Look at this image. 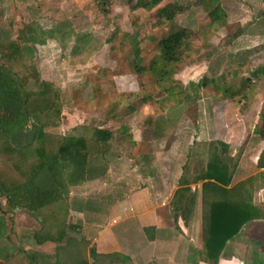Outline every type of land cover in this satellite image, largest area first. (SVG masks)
Instances as JSON below:
<instances>
[{
  "label": "rangeland",
  "instance_id": "1",
  "mask_svg": "<svg viewBox=\"0 0 264 264\" xmlns=\"http://www.w3.org/2000/svg\"><path fill=\"white\" fill-rule=\"evenodd\" d=\"M130 1L110 0L108 12L101 13L95 0H0V33L14 41L19 30L26 29L24 55L33 59L41 80L51 82L65 97L61 120L47 128L49 132L92 136L98 128L116 131L121 134L116 145L120 157L146 152L144 145L133 146L135 139L137 143L151 141L157 170H163L159 172L160 180L167 168L170 176L180 170L191 143L201 138L198 123L203 108L210 118L215 112L217 119L226 118V125L236 130L239 122L234 108L240 112L256 108L254 115L260 123L258 103L264 99V0H220L226 13L225 26L199 36L195 56L179 63L170 80L161 85L151 75L134 73V48L140 64L147 66L158 53V41L167 29L155 26L153 11L132 10ZM176 1L189 4L188 0ZM208 22L202 8L191 6L174 19L177 26L198 31ZM28 28L41 32L38 36L44 43L28 42ZM257 67L261 73L257 72L255 78L251 71ZM201 80L204 85L191 88ZM32 86L31 83L29 87ZM179 89L186 91L188 98L178 96ZM216 92L228 93L233 99L223 94L221 98H210ZM122 93L136 96L113 107ZM242 119L240 123L247 132L250 122L243 115ZM106 157L107 163H99L98 168L95 165L93 171L105 169L103 175H107L116 158ZM133 163L132 157L130 164ZM171 180L169 186L174 187L175 178Z\"/></svg>",
  "mask_w": 264,
  "mask_h": 264
},
{
  "label": "trees",
  "instance_id": "2",
  "mask_svg": "<svg viewBox=\"0 0 264 264\" xmlns=\"http://www.w3.org/2000/svg\"><path fill=\"white\" fill-rule=\"evenodd\" d=\"M95 2L101 13L108 12L110 0ZM188 3L176 0L130 1L132 10L153 11L155 26L167 29L158 41V53L147 66L140 64L138 50L134 48L135 74L151 75L160 85L169 81L179 63L195 56L194 45L199 36L225 26L226 13L220 0H188ZM188 6L200 7L206 14L209 22L202 30L174 23V19L185 13ZM28 30V42L32 45L44 43L39 39L41 32ZM25 31L20 29L14 41L0 33V194L7 196L12 207H25L41 217L43 225L34 234L36 242L60 241L68 229L69 204L65 199L68 187L79 185L90 177L96 178L99 170L93 171L94 168L89 167L91 160L104 159L108 155L119 158L121 155L116 145L121 134L98 128L93 130L92 136H63L47 130L61 120L66 101L51 82L41 80L33 59L24 55ZM259 67L251 71L255 78L258 77L255 75L257 72L261 73ZM31 83L33 86L29 87ZM202 85L203 80L191 88L198 89ZM179 91L178 96L188 98L184 95L186 91ZM118 95L113 107L121 106L136 96L132 93ZM181 102L182 98L177 100V104ZM260 115L263 125L258 135L264 140V101ZM23 134L27 135L25 141L20 139ZM244 149L245 144L230 156L228 145L222 141L194 140L182 165L178 179L180 188L171 202L172 213L175 220L191 215L197 204V193L191 192L190 185L200 182L201 260L208 264L218 262L225 243L246 222L263 216L262 210L252 203L253 190L247 181L226 188L233 182ZM263 159L264 150L258 159L259 167H264ZM19 256L28 257L17 252L8 263L1 264L14 262ZM13 264H23V261Z\"/></svg>",
  "mask_w": 264,
  "mask_h": 264
},
{
  "label": "crops",
  "instance_id": "3",
  "mask_svg": "<svg viewBox=\"0 0 264 264\" xmlns=\"http://www.w3.org/2000/svg\"><path fill=\"white\" fill-rule=\"evenodd\" d=\"M222 94L216 92L210 98H221ZM223 96L232 101L228 94ZM263 101L258 103L260 110ZM234 109L238 130L226 125V118L217 119L215 112L210 118L203 108L198 123L201 138L196 141H222L228 145L230 156L245 144L233 182L226 188L247 181L253 190L252 203L263 216L246 222L225 243L216 264H264V167L258 166L264 150V140L258 135L263 120L259 110L260 123L257 121L256 108ZM242 115L250 122L247 132L240 123ZM20 139L27 138L23 134ZM132 143L144 145L146 152L116 158L107 175H103L104 169L96 178L68 187V229L60 241L36 242L34 234L42 228L41 217L25 207H12L7 196L0 194V264L8 263L17 252L28 257L19 256L9 264L19 260L23 264H208L201 260V183L190 185L191 192L197 193L191 215L175 220L171 202L180 188L183 164L172 176L166 165L165 177L159 180L163 170H157L152 142L137 143L135 139ZM132 157L134 163L130 164ZM107 160H91L89 167L98 168ZM141 166L144 171L139 170ZM168 178H175L174 187L169 186L172 180Z\"/></svg>",
  "mask_w": 264,
  "mask_h": 264
}]
</instances>
